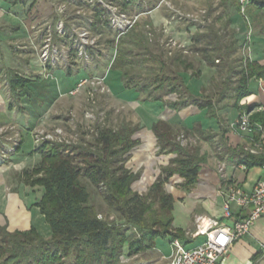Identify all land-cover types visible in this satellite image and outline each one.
Wrapping results in <instances>:
<instances>
[{
  "label": "crops",
  "instance_id": "obj_1",
  "mask_svg": "<svg viewBox=\"0 0 264 264\" xmlns=\"http://www.w3.org/2000/svg\"><path fill=\"white\" fill-rule=\"evenodd\" d=\"M62 1L59 3L58 0H0V120L7 122L21 120L20 125L29 129L40 122L45 106H52L59 101L60 97L69 93L84 77L82 68L76 72V70L64 69L60 66H53V68L49 66L50 69L46 71L40 58L33 52L34 47L28 43L29 39L33 38L37 44H41V41H37L41 40V36L38 32L31 30V27L36 23L44 22L47 19L59 22L63 19L61 12L65 11L67 5L70 6L73 0ZM77 1L79 4H83L79 6L84 8V10L78 9L77 14H81L83 11L84 19L87 21L91 19L90 25H92L95 0ZM116 1L107 0L105 2L116 6ZM150 14H143L142 22L121 42L122 50L128 51V59L135 56L137 48L145 49L148 54H151L150 46L153 40L149 38V30L146 27L155 28L157 24L162 23L168 17L154 9ZM238 18L234 15L227 16L222 23V29L213 30V32H201L198 29L189 37L186 36L184 28L182 29L180 26L175 28L171 24V35L175 39H179L185 47L194 45L192 49L196 52L195 54L201 55L194 57V60L201 64L205 70L201 73H199V69V71L194 70L192 61L186 60L188 51L175 49L174 56L170 58L172 61L170 69L174 71V74H179L183 80L181 88L184 95L182 96L187 99V105L178 108H172L169 105L170 102L179 100L180 97L177 93L156 94L159 91L157 89L158 91L149 94L145 90L127 87L128 79L135 77L132 72L135 63H132L131 60L123 62L126 70L129 69L128 76L123 75L124 69H110L106 74L116 101L130 105L137 119L133 125L130 122H125L136 128L133 139L139 140V143L128 153L127 157L130 158L128 157L129 160L125 163L132 172L139 173V178H137L139 180H136L135 183H141L145 178L147 180L145 183H153L161 174L163 166L168 165L170 159L175 156L174 153L159 152V140L153 128L159 122L169 125L175 130L176 140L182 146L191 148L198 144L200 146L199 155L206 156L205 161L200 163L199 177L193 186L189 188L180 186L183 178L179 175H174L166 183V190L174 197L172 231L185 232L184 238L181 240L186 247H193L205 239V236L202 235H186L188 231L194 230V221L198 216L211 218L216 225H231L234 218L242 219L248 215V208L234 205V217L224 216L223 204L229 186L237 185L244 188L245 191H251L258 181H264L263 166L248 168L240 159L241 157L234 153L245 152L264 159V152L253 153L252 136L234 131L229 126L244 110V107L249 113L264 109V79H250L249 95L243 98L238 106L235 104L236 91L234 87L239 79L237 70L240 68L238 65L241 60L243 65L254 61L264 66V34L252 31L250 37L246 36V32L239 31L241 29L238 26L243 25V21ZM71 21L73 20L69 21V18H66L67 33L70 32ZM191 27L197 29L198 26L192 24ZM90 28L92 29L91 26ZM211 39H213L212 43H210ZM19 43L23 44L25 48H17ZM246 44L251 45L248 55L243 51ZM227 53L229 54L227 63L232 67L227 70L228 72L218 70V66L209 63L205 57L207 54H212L214 58H218L219 54L226 55ZM170 60H165L166 65ZM10 72L20 73L23 77L31 80L26 96L20 99L29 104L23 114L22 110L16 108L12 110L14 106L9 105L11 102L9 98L13 95L8 81H3V79H6L7 73ZM228 74H231V81L227 90L222 82ZM216 80L214 89L211 82ZM252 80L255 84L251 83ZM130 86L132 85L130 84ZM211 86H213V91L210 90ZM208 90L212 91V94H209ZM155 96H161V98L155 99ZM194 98L210 99L214 105V115H209L207 108L201 109L193 104ZM191 131L193 134H190ZM29 132L28 130L23 134L24 140L27 133L30 135ZM199 132H204L205 137H200L201 133ZM181 135L186 138L184 144L179 139ZM24 143L25 141L18 150V155L22 153ZM221 164H225V177L217 169ZM139 171H142L141 174ZM174 178L177 184L175 187L171 184ZM4 183L6 180L0 175V226L6 225L9 231H25L35 226L41 233L39 224L44 228L46 222L38 207L33 206L37 200L29 203L25 200L24 195L17 190L6 195L2 186ZM48 235L49 230L45 236ZM171 240L170 235L165 238L158 237L150 248L138 251L134 255L127 254L126 248L124 255L121 256L120 264H167L171 254ZM262 242H264V215L255 222L247 235L232 244L228 255L221 258L218 264H261L264 257V252L261 249Z\"/></svg>",
  "mask_w": 264,
  "mask_h": 264
},
{
  "label": "trees",
  "instance_id": "obj_2",
  "mask_svg": "<svg viewBox=\"0 0 264 264\" xmlns=\"http://www.w3.org/2000/svg\"><path fill=\"white\" fill-rule=\"evenodd\" d=\"M135 1L119 0L116 6L126 13ZM245 12L251 18L253 32L264 34V0H250ZM138 25L136 21L133 28ZM91 27L100 33L113 29L109 10L97 0L93 4ZM108 41L117 46L111 69H124L123 75L128 76L129 69L126 70L123 62L134 61V57L128 59V51L122 50L121 42L115 45L114 40ZM228 55L219 54L218 58H214L212 54H207L205 57L209 63L218 66V70L228 72L232 68L227 63ZM238 66L239 79L234 87L237 106L250 93V79H264V66L258 62L243 65L241 60ZM157 77L159 82L151 91L147 84L130 86L127 82V87L145 90L149 94L157 89L163 93H177L179 100L169 105L172 108L187 105V99L182 96L183 80L179 74ZM230 78L231 74H228L222 82L227 90ZM6 80L16 99L26 96L30 79L10 72ZM154 98L160 99L161 96ZM192 103L201 109L207 108L209 115L215 113L210 99L194 98ZM250 117L254 122L264 124V109L250 113ZM153 128L159 140V152L174 153L175 156L163 166L161 174L145 194L132 188L139 173L132 172L125 165L128 153L139 143V140L133 139L136 128L127 123L116 129L96 128L93 140L89 142L68 144L51 141L35 148L33 152L41 154V161L32 170H24L21 178L27 186L43 188L42 196L33 206L38 207L44 216L50 232L45 236L35 226L25 231H9L6 225L0 226V264H59L70 257H74L75 264H120L126 248L127 254L134 255L150 248L158 237L170 235L171 239H183L185 232L172 231L174 197L166 190V183L174 175H179L183 178L180 186H193L199 177L200 163L205 161L206 156L199 155L198 144L191 148L182 146L176 140L175 130L169 125L159 122ZM199 133L200 137H205L204 132ZM21 145L20 142L18 150ZM234 153L248 168L264 166V159L258 155ZM83 178L96 188L104 189L107 206L118 214L123 224L109 220L108 215L101 214L102 218L99 217V210L92 203V194Z\"/></svg>",
  "mask_w": 264,
  "mask_h": 264
},
{
  "label": "rangeland",
  "instance_id": "obj_3",
  "mask_svg": "<svg viewBox=\"0 0 264 264\" xmlns=\"http://www.w3.org/2000/svg\"><path fill=\"white\" fill-rule=\"evenodd\" d=\"M60 2L63 1L61 0ZM136 2L130 6V10L126 12L127 17L130 19L138 17L137 21L140 23L142 22L141 19L143 18V14H150L153 9L158 10L160 13H163L168 17L166 20H163L162 23L157 24V27L155 28L146 27V29L149 30V38L153 40L150 46L151 54H148L145 49L137 48V50H135V56H133L134 61H132V63H135V68L132 69V72L135 77L133 79L130 77L128 83L131 85L138 83L142 86L146 82L147 85H150V91L154 88L155 84H158L159 82L158 79H156L157 75L170 76L174 74V71L170 69V66H172L170 58L174 56L175 49H186V51H188L186 53V56H188L186 60L190 59L192 61L193 69H199V73L205 71L203 66L194 60V57L201 56L200 54L196 55V52L193 51L192 47L194 45L192 44L185 47L179 39H175L171 35V24L175 28L178 26L182 29L184 28V32L187 34L186 36L189 37L197 32L198 29L201 32H211L217 29L220 30L222 29V23L226 20V17L234 15L239 17L238 19H240V21H243V25L238 26L241 29L239 31L246 32L245 35L248 37H250V34L253 31L251 18L246 15V12L244 13L241 10L239 0H137ZM79 5L83 4H79V1L77 0H73V3H71L70 6L67 5V9L61 12L63 19L59 22L47 19L44 22L36 23L31 27V30L38 32L41 36V40H37L39 42L41 41V44H37L33 38L29 39L28 43L34 47L33 52L38 58H40V54L49 37V42H51V44H49L51 45V52H53L52 48H55L57 52H53L55 53V61L51 60L45 64L42 63L44 68H46V71L53 68V66L76 70V72L82 68L84 77L81 80L86 78H89V80L80 88V90H74L77 87V83L69 93L60 97L59 101L55 102L52 106H45L42 110L43 112L40 117V122H36L37 124L29 127V129H25V126L23 127L20 125L21 120H17L18 122L13 120H10V122L0 120L2 121L0 122V127L3 128L2 133L0 134V175L6 180V183L2 184L4 192L7 195L12 193V191L17 190L24 195L25 200L29 203H32L34 200H38L41 197L43 188L40 186H27L21 178L24 170H32L41 161V154L39 152H33L34 147L31 135L27 133L24 140L23 134L25 131L29 130L31 132L37 128L39 130L53 131L60 127L65 133V139L71 143H85L93 140L96 128L112 127L116 129L125 122H130L132 125L137 122V119L133 114L134 110L130 105L120 102L118 103L116 101V97H114L112 88L107 79L105 84L108 86L109 90L105 93L98 90L90 82L91 79L95 77L106 75L109 72L108 70L111 69V65L117 55V46H112L108 40H114L115 45L116 43L119 44L126 36H129L128 34L130 32L132 33L133 30H135L133 28L135 24L130 28L128 33H125L124 35H119V32L115 28L108 29L106 32L100 34L98 31L90 28L91 19H88V21L85 20V13H83V11L81 14H77L78 9L84 10L83 6ZM153 6L155 7L151 8ZM116 7L122 12L118 6ZM61 10H63V8H61ZM66 18H69V21L70 19L73 20L69 24L70 32L68 33L66 29ZM192 24H195L196 27L198 26L197 29L191 27ZM61 25L63 26L64 32L60 29ZM227 25L228 24L226 23V26ZM84 29H89L92 35L97 36L96 44L90 46L88 49L87 58H81L78 55V47L75 40L78 32ZM170 40H175L177 42L176 46L172 45ZM243 44H245V42H243ZM17 48L22 49L25 47L23 44L19 43ZM243 49L245 54L247 53L248 55L251 51V45L246 44ZM165 60H170L167 65ZM3 81L7 80L4 78ZM216 82L217 80L211 82L214 89ZM251 83L255 84L254 80H252ZM213 86L210 87V90H212ZM212 91L208 90L207 92L212 94ZM157 93L164 94L159 91L156 92V94ZM9 99L11 101L9 105L14 106L12 110L14 108L22 110V114L26 111L25 109L27 108V105H29L22 100L16 99L14 96H11ZM24 141L25 143L23 150L21 151L22 153L18 155L19 151L17 149L18 147H16V152L14 151V153L12 151L11 153L14 154L10 155L8 147L15 146ZM128 157L126 162L130 158ZM127 165L129 166V163H127ZM217 169L219 171V167H217ZM142 171H139L140 174ZM219 173L221 172L219 171ZM175 180L176 179L174 178L172 180L173 183H171L174 187L177 185ZM83 181L88 186L92 194L91 201L96 205L99 213L102 215H108L109 220L113 218L115 223L123 224L118 218V214L107 206L103 195L104 189L96 188L85 178H83ZM146 181L145 178L141 183L134 182L132 188L141 194L148 193L147 191L152 182L145 183ZM43 220L45 221L44 218ZM195 223L196 219L194 221V226ZM39 227L42 231L41 233L47 235L49 230L47 223L44 228L40 226V224ZM59 264H75L74 257L63 259ZM261 264H264V257Z\"/></svg>",
  "mask_w": 264,
  "mask_h": 264
},
{
  "label": "built area",
  "instance_id": "obj_4",
  "mask_svg": "<svg viewBox=\"0 0 264 264\" xmlns=\"http://www.w3.org/2000/svg\"><path fill=\"white\" fill-rule=\"evenodd\" d=\"M102 3L110 13L111 27L115 28L119 35H124L130 28L136 23L138 17L130 19L127 14L120 12L116 6L106 3L104 0H97ZM241 10L245 13L246 6L250 0H239ZM64 32L63 26L60 27ZM44 49L40 54V60L43 64L48 61H55L54 54L57 52L55 48H51L50 38L48 37ZM78 47V55L81 58L88 57V49L90 46H94L97 42V36L92 35L89 29H84L78 32L75 39ZM172 45L177 44L175 40H170ZM53 47V46H52ZM89 80L86 78L80 80L77 84L75 91L85 85ZM91 84L102 92L109 90L106 83V75L95 77L91 79ZM264 92V88H263ZM91 114V113H88ZM230 128L234 131H239L252 136V152L257 154L264 152V124L254 122L251 120L250 113L246 110L240 112L236 120L230 123ZM3 128L0 127V134ZM34 149L39 147L43 142H71L65 139V133L62 128L58 127L53 131L39 130L38 128L30 132ZM182 144L185 143V136L179 137ZM15 146L8 147V152L14 154L16 152ZM10 149V150H9ZM14 153H11V152ZM8 154V153H7ZM264 167V166H263ZM225 164H221L219 171L224 175ZM236 205L241 208H248V215L242 219H233L231 225H216L215 221L211 218L198 216L196 218L195 228L193 231H188L187 236H205L202 243L193 245V247H186L184 242L179 238L171 240V254L168 258L167 264H218L221 258H225L236 240L243 238L250 232L251 227L255 222L264 215V181H258L251 191H245L237 185H231L226 191V199L223 204L224 216L227 218H233V206ZM102 218V215L99 214ZM113 219V218H112ZM111 219V220H112ZM261 249L264 251V242L261 244Z\"/></svg>",
  "mask_w": 264,
  "mask_h": 264
}]
</instances>
